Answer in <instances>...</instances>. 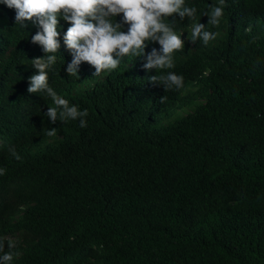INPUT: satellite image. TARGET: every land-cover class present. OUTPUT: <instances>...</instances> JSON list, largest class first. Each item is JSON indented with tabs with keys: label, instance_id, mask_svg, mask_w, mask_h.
Instances as JSON below:
<instances>
[{
	"label": "trees",
	"instance_id": "obj_1",
	"mask_svg": "<svg viewBox=\"0 0 264 264\" xmlns=\"http://www.w3.org/2000/svg\"><path fill=\"white\" fill-rule=\"evenodd\" d=\"M213 2L186 0L200 15ZM1 15L0 237L18 241L12 264H264V0H226L207 46L176 17L185 47L168 71L181 90L152 83L160 71L143 58L69 76L62 45L49 83L88 110L86 128L43 117L53 102L27 91L44 56L37 26Z\"/></svg>",
	"mask_w": 264,
	"mask_h": 264
},
{
	"label": "clouds",
	"instance_id": "obj_2",
	"mask_svg": "<svg viewBox=\"0 0 264 264\" xmlns=\"http://www.w3.org/2000/svg\"><path fill=\"white\" fill-rule=\"evenodd\" d=\"M0 5L15 10L14 21L20 28L27 27L28 21L37 26L30 42L38 45L44 56L31 60L35 72L28 77L27 91L46 95L53 102L54 106L47 107L43 117L51 124L79 120V127L86 128L88 110L70 103L49 83V73L57 63V52L62 45L71 55L65 69L69 76L78 77L85 62L94 68L93 77H101L116 70L128 58H143L144 70L160 71L149 78L152 83L165 91L181 90L184 77L168 71L175 67V55L184 49L185 39L205 46L217 39L219 31H210L209 26L221 25L226 0H214L203 15L198 14L195 6H188L186 0H0ZM201 16H207V24L199 22ZM176 17L192 22L185 39L181 38L184 31L177 30ZM61 20L69 25L66 30L62 31ZM149 44L159 48L152 47L146 52ZM47 135L55 137L56 128H50ZM8 151L20 159L15 146H10ZM5 172L0 167V176ZM17 243L16 239L0 237V264H12L14 255H18L13 252Z\"/></svg>",
	"mask_w": 264,
	"mask_h": 264
},
{
	"label": "rangeland",
	"instance_id": "obj_3",
	"mask_svg": "<svg viewBox=\"0 0 264 264\" xmlns=\"http://www.w3.org/2000/svg\"><path fill=\"white\" fill-rule=\"evenodd\" d=\"M6 20H7L6 15H1V16H0V24L5 23Z\"/></svg>",
	"mask_w": 264,
	"mask_h": 264
}]
</instances>
